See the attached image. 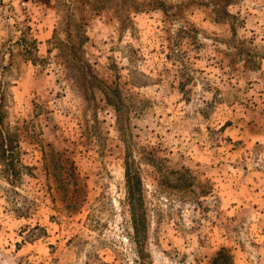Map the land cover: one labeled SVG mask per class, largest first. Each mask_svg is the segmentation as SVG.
I'll use <instances>...</instances> for the list:
<instances>
[{
  "label": "rangeland",
  "instance_id": "1",
  "mask_svg": "<svg viewBox=\"0 0 264 264\" xmlns=\"http://www.w3.org/2000/svg\"><path fill=\"white\" fill-rule=\"evenodd\" d=\"M0 127V264H264V0H0Z\"/></svg>",
  "mask_w": 264,
  "mask_h": 264
},
{
  "label": "trees",
  "instance_id": "2",
  "mask_svg": "<svg viewBox=\"0 0 264 264\" xmlns=\"http://www.w3.org/2000/svg\"><path fill=\"white\" fill-rule=\"evenodd\" d=\"M17 147L18 146L15 143V139L12 138L7 130H3L2 127H0V174L9 185H13V183L22 176V169L31 168L20 162L19 151ZM125 175L128 184V195L130 202L133 204V201L136 200L134 197L136 194L137 199H140V195L138 193L139 188L137 187L139 183L136 172L127 162L125 167ZM140 207L137 208V210L140 212H135L133 210L134 219L136 215H138L140 219L142 218L143 212ZM137 230L138 229L136 228V231Z\"/></svg>",
  "mask_w": 264,
  "mask_h": 264
}]
</instances>
